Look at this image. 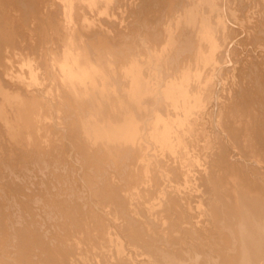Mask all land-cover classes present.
<instances>
[{"label": "bare ground", "instance_id": "6f19581e", "mask_svg": "<svg viewBox=\"0 0 264 264\" xmlns=\"http://www.w3.org/2000/svg\"><path fill=\"white\" fill-rule=\"evenodd\" d=\"M237 1L0 0V264H264V0Z\"/></svg>", "mask_w": 264, "mask_h": 264}, {"label": "rangeland", "instance_id": "374dc122", "mask_svg": "<svg viewBox=\"0 0 264 264\" xmlns=\"http://www.w3.org/2000/svg\"><path fill=\"white\" fill-rule=\"evenodd\" d=\"M239 2H240V1L238 0V1H237V4H238ZM234 7H235V6H234ZM236 7H237V5H236ZM118 17H120V16H118ZM233 25H234V24H233ZM233 25H232V26H233ZM236 26H237V25H235V26H233V27H236ZM238 27H239V26H237L236 28H238ZM240 31H241V28H240ZM243 35H244V37H245V34H243ZM243 35H242V36H243ZM228 79H229V78H228ZM228 81H230V80H228ZM223 83H226V86L228 87V86H230V85H228V84H231V81L228 83V82H227V79H226V81H224Z\"/></svg>", "mask_w": 264, "mask_h": 264}]
</instances>
